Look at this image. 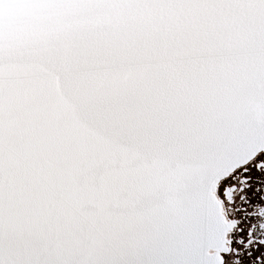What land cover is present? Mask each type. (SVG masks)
Here are the masks:
<instances>
[{"label":"snow or ice","instance_id":"1","mask_svg":"<svg viewBox=\"0 0 264 264\" xmlns=\"http://www.w3.org/2000/svg\"><path fill=\"white\" fill-rule=\"evenodd\" d=\"M0 264H264V0H0Z\"/></svg>","mask_w":264,"mask_h":264}]
</instances>
